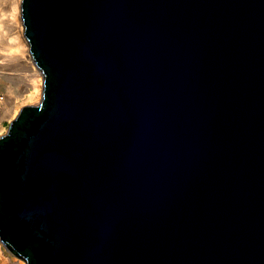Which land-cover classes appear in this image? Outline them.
<instances>
[{
    "label": "water",
    "instance_id": "obj_1",
    "mask_svg": "<svg viewBox=\"0 0 264 264\" xmlns=\"http://www.w3.org/2000/svg\"><path fill=\"white\" fill-rule=\"evenodd\" d=\"M43 101L0 137L27 264H264V0H22Z\"/></svg>",
    "mask_w": 264,
    "mask_h": 264
},
{
    "label": "bare ground",
    "instance_id": "obj_2",
    "mask_svg": "<svg viewBox=\"0 0 264 264\" xmlns=\"http://www.w3.org/2000/svg\"><path fill=\"white\" fill-rule=\"evenodd\" d=\"M21 11L22 0H0V136L7 131L5 120L12 123L23 107L43 101L45 78L31 53ZM12 252L0 238V264H26Z\"/></svg>",
    "mask_w": 264,
    "mask_h": 264
},
{
    "label": "rangeland",
    "instance_id": "obj_3",
    "mask_svg": "<svg viewBox=\"0 0 264 264\" xmlns=\"http://www.w3.org/2000/svg\"><path fill=\"white\" fill-rule=\"evenodd\" d=\"M1 91H3V89L1 90ZM4 126L7 128V131L5 132V134H3L2 136H5V135H7L8 134V132H9V129H10V126H11V123H9V122H7L6 120L4 121ZM2 136H0V137H2ZM10 248V247H9ZM10 250H11V252L13 251L11 248H10ZM13 253V252H12ZM27 264V263H26Z\"/></svg>",
    "mask_w": 264,
    "mask_h": 264
}]
</instances>
